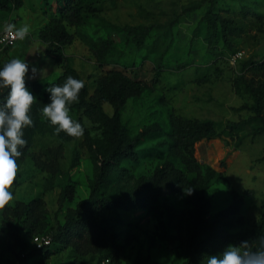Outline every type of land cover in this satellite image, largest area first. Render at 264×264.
<instances>
[{
	"label": "rangeland",
	"instance_id": "374dc122",
	"mask_svg": "<svg viewBox=\"0 0 264 264\" xmlns=\"http://www.w3.org/2000/svg\"><path fill=\"white\" fill-rule=\"evenodd\" d=\"M211 3L215 13L231 19L238 28L228 37L230 47L220 37L211 36L202 22ZM85 4L93 12L85 14L82 25L66 26L73 40L63 48L65 59L60 63L46 53L45 44L39 39V33L56 16L53 0H22L20 9L10 13L0 11V35L6 23L18 27L26 23L32 33L12 48L0 47V62L25 58L30 66L46 69L42 80L27 81L41 87L56 82L68 68L73 69L76 79L86 82V102L91 101L98 78L108 70L124 72L147 85L155 78L152 90L127 100L120 122L129 138L155 123L161 132L135 148L134 161L116 166L117 178L110 181L106 193L131 187L139 177L150 175L164 161L170 142L171 114L182 119L208 120L214 123L220 136L196 143L194 157L200 165L221 173L227 181V184L212 182L206 192L210 216L231 205L234 191L243 196L237 214L243 223L230 233L235 236L256 233L264 202V136L252 138L249 134L264 124V111L263 122L251 118L249 109L253 100L242 80L250 77L247 64L264 57V0H85ZM125 27L139 28L138 33L145 28L149 31L140 41L128 34ZM33 95L38 98L41 93ZM102 109L112 115L109 105L104 104ZM71 115L82 123L85 118L91 121L86 129L90 138L97 142L104 140L103 128L96 118L86 116L77 104L72 106ZM228 122H242V125L229 134L224 130ZM48 127L50 124L40 118L26 157L18 161L21 170L13 185L14 200L8 211L0 214L2 264H17L3 221L18 227L28 251L35 249L33 236L45 232L53 235L56 224L63 222L66 209L88 196L99 174V163L83 145V138L62 139L54 131L46 130ZM58 145L63 148L59 172L51 176L38 165L46 161L44 152ZM69 184L74 186V198L59 209L57 197ZM47 187L51 190H46ZM188 197L179 192L152 209L103 211L96 216L110 228L113 240L124 246L128 263L183 264L184 257L173 240V225L178 215L189 208ZM34 199L43 202L44 218L36 230L27 234V225L13 216L11 208ZM230 244H236L235 240ZM102 261L109 264L98 254L81 256L69 248L56 250L45 263L100 264ZM29 264H39V258L30 259Z\"/></svg>",
	"mask_w": 264,
	"mask_h": 264
},
{
	"label": "trees",
	"instance_id": "16d2710c",
	"mask_svg": "<svg viewBox=\"0 0 264 264\" xmlns=\"http://www.w3.org/2000/svg\"><path fill=\"white\" fill-rule=\"evenodd\" d=\"M53 2L56 16L51 18L47 26L39 33V39L45 44L46 53L53 56L56 63H60L65 59L63 48L71 45L73 40L66 26L82 25L85 14L93 11L85 4V0H53ZM21 7L22 0H0L1 12L10 13ZM202 22L210 31L211 36L215 39L220 37L224 45L230 47L228 37L238 30L231 19L215 13L211 3ZM125 30L142 41L148 34L149 28L142 29L140 33L137 32L139 28L135 27H125ZM8 61L10 60L6 62ZM6 62H0V69ZM247 69L250 77L244 78L242 84L253 100L249 109L253 114L251 118L263 122L264 57L258 62H249ZM68 75L77 78L75 71L68 68L56 82L45 84L43 87L27 82V88H30L32 93H41V96L37 98L39 103L32 109L34 127L25 130L24 138L28 145L23 150L24 154L19 161L26 157L32 136L39 129V120L42 118L39 110L43 104L50 102V94L45 89L48 86L63 83ZM155 83V78L150 81L151 85H147L128 77L124 72L108 70L96 81L90 102L85 101V89L81 91L77 108L83 110L86 116L96 118L104 132L102 142L92 140L87 130L83 137V145L99 163V174L90 187L88 196L76 202L74 207L66 209L63 222L56 224L53 235H50L51 244L47 247L28 251L24 238L18 234V227L16 225L12 227L3 221V227L11 241V253L17 264H29L32 258H39V264H46L45 262L56 250L69 248L81 256L98 254L101 260L106 259L109 264H121L122 262L138 264L137 261L127 262L124 246L113 240L110 228L103 221H98L96 215L103 211L128 212L152 209L159 205L161 200L183 192L184 187L187 186L194 189L193 194L188 197L189 208L178 215L173 225V240L184 257L183 264H202L206 256L222 253L233 240L237 244L243 239L255 237L264 232L263 202L256 233H242L236 236L230 233L232 228L243 223L242 218L237 216L243 196L234 191L231 192V205L210 216V202L206 192L212 182L227 184V181L221 173L200 165L194 157L196 143L220 136L214 123L208 120L182 119L171 114L169 116L170 142L164 161L157 165L150 175L139 177L131 187L106 193L110 181L117 178L114 174L116 166L125 161H134L136 159L135 148L146 138L161 132L160 126L155 123L143 127L134 137L129 138L126 128L120 122L121 111L127 100L138 98L144 91L152 90ZM2 95L6 93L0 94V98ZM104 104L110 106L112 115L109 116L103 111ZM241 125L242 122H228L224 130L231 134L239 130ZM46 130L54 131L52 126ZM249 135L252 138L264 136V124ZM59 137L68 138L63 132ZM62 152L61 145L47 149L44 152L46 161H41V165L38 166L54 176L59 172ZM46 190H51V187H47ZM74 193L73 185L63 187L56 200L58 208L62 209L66 203L72 202ZM245 195H248V192ZM43 206L41 200L34 199L28 203H16L11 208V212L16 219H23L22 223L27 225L26 233L28 234L36 230L40 221L43 220ZM42 234L48 233L37 235Z\"/></svg>",
	"mask_w": 264,
	"mask_h": 264
},
{
	"label": "clouds",
	"instance_id": "9594fccd",
	"mask_svg": "<svg viewBox=\"0 0 264 264\" xmlns=\"http://www.w3.org/2000/svg\"><path fill=\"white\" fill-rule=\"evenodd\" d=\"M3 33L0 43L6 45L25 41L32 34L26 23L19 27L6 23ZM46 72V69L30 66L25 58H13L0 69V94L6 93L0 98V214L7 212L14 200L13 185L21 170L18 161L28 145L24 138L25 130L34 127L32 109L39 103L27 88V81L42 80ZM85 86L84 80L68 75L63 83L45 89L50 94V102L43 104L39 112L53 127L54 135L59 136L63 132L69 137L82 139L91 126L87 118L82 123L71 115L72 106L79 103ZM193 192L191 186L183 189L186 196ZM202 264H264V232L237 244H229L222 253L206 256Z\"/></svg>",
	"mask_w": 264,
	"mask_h": 264
},
{
	"label": "built area",
	"instance_id": "2783aa9c",
	"mask_svg": "<svg viewBox=\"0 0 264 264\" xmlns=\"http://www.w3.org/2000/svg\"><path fill=\"white\" fill-rule=\"evenodd\" d=\"M4 36V33H1L0 35V39H2ZM17 42V41H16ZM16 42H14L13 44H3V43H0V47L2 49H5V48H12L15 46ZM33 244H34V248L35 249H40L42 247H47L51 244V237L50 235L48 234H42V235H35L33 236ZM100 264H104V262L102 261Z\"/></svg>",
	"mask_w": 264,
	"mask_h": 264
}]
</instances>
